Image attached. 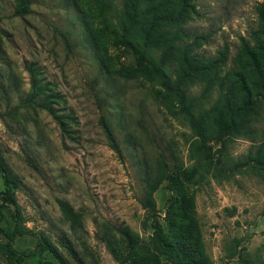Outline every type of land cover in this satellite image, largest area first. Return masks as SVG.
<instances>
[{
  "label": "rangeland",
  "instance_id": "obj_1",
  "mask_svg": "<svg viewBox=\"0 0 264 264\" xmlns=\"http://www.w3.org/2000/svg\"><path fill=\"white\" fill-rule=\"evenodd\" d=\"M23 2L0 0V150L19 182L18 207L10 206L18 218L0 207V264H40L38 256L9 254L1 229L16 228L24 230L15 234L17 251L42 243L54 264H131L129 255L152 248L153 215L141 201L161 156L186 172L190 221L181 244L208 264H264V108L252 136L203 138L177 101L137 73L135 52L118 43L124 0ZM192 4L176 39L180 51L202 59L227 50L224 70L249 68L242 47L264 43V0ZM187 94L197 116L218 95L203 80ZM153 196L155 218L168 232L171 181Z\"/></svg>",
  "mask_w": 264,
  "mask_h": 264
},
{
  "label": "trees",
  "instance_id": "obj_2",
  "mask_svg": "<svg viewBox=\"0 0 264 264\" xmlns=\"http://www.w3.org/2000/svg\"><path fill=\"white\" fill-rule=\"evenodd\" d=\"M192 8V0H124L123 10L116 12L117 41L127 45L138 56L137 73L150 82H157L163 89L162 93L182 106L197 134L203 138L252 136L254 124L264 108V43L250 46L244 41L241 57L249 68L241 67L232 72L223 68L228 60L227 50H221L216 57L202 59L188 51L181 52L176 46V39L181 38L182 32L185 35L183 26L190 20ZM261 18L264 42V8L261 10ZM173 29L176 32L171 35ZM172 37L174 40H171ZM197 80L205 81L207 90L215 89L218 93L211 111L199 116L193 110L195 102L187 94V87ZM101 123L112 147L120 152L113 131L104 117ZM160 166L154 185L149 186L146 198L141 201L143 207L148 212L152 211L153 215L152 248L145 254L137 257L129 255L126 259L131 264H163V258L168 259L169 264H208L204 255H196L189 247L181 244L183 236L180 233L190 221L185 184L181 176L186 172L180 166L172 169L164 156L160 158ZM0 174L5 185L4 190L0 191V207L12 211L10 206L15 209L18 207L16 193L19 182L9 172L1 150ZM165 180L171 181L172 190L176 193L166 216L168 232L153 212L156 209L153 191ZM62 205L64 209L67 208L66 204ZM12 215L17 219L19 213L15 210ZM1 231L8 238L7 251L19 261L38 256L40 264H54L46 259V247L42 243L25 252H19L13 247L15 234L23 233V228Z\"/></svg>",
  "mask_w": 264,
  "mask_h": 264
}]
</instances>
